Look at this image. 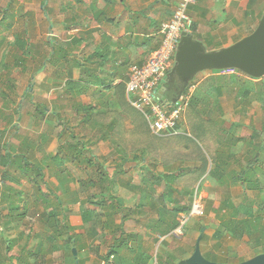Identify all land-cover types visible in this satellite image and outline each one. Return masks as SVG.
I'll return each mask as SVG.
<instances>
[{
	"label": "crops",
	"instance_id": "0c3cea01",
	"mask_svg": "<svg viewBox=\"0 0 264 264\" xmlns=\"http://www.w3.org/2000/svg\"><path fill=\"white\" fill-rule=\"evenodd\" d=\"M70 1L64 7L71 10L70 14L60 20L59 47L51 48V52L47 50L50 58L56 55L55 62L43 65L33 85L34 98L43 93L44 101H37L47 106L48 114L38 120L35 110L29 114L23 125L28 130V144H24L25 137L10 142L15 150L45 152L42 159L31 160L46 164V168L55 167V156L63 146L83 144L96 159L92 173L99 165L114 173L115 167L124 164L125 172L120 173L111 193L122 203L123 212L130 216L125 218V238H122L132 237L136 246L132 250L123 243L121 258L116 254L109 257V252L97 251L105 243L102 239L110 235L105 234L108 229L100 228L96 234H91L89 228L76 229V238L80 241L77 253L83 257L59 250L55 253L61 259L57 261L49 254V263L77 264L88 260L87 264H127V258H141L144 253L148 258L141 260L149 264L154 261L155 252L162 255L165 264H178L194 253L197 244L207 259L216 262L241 263L264 253V76L254 77L243 72L223 75L216 70L199 72L188 82H195L197 89L175 134L156 136L148 125L146 129L153 136L146 137L145 127L135 132L136 126L127 121L123 90L125 93L131 65L145 63L161 44L160 26L173 15L178 0ZM73 6H77L76 12H72ZM263 14L264 0H197L190 8L193 36L207 50L221 49L251 34ZM205 27L207 31L203 32L201 29ZM248 30L252 31L247 33ZM236 36L239 37L234 40ZM72 84L74 90H71ZM175 95L174 91L169 99ZM51 103L53 107L49 106ZM122 103L123 107L118 106ZM21 118L20 113L17 119ZM15 122L8 126V129L17 128L11 130L12 135L24 134ZM41 122L43 127L37 131ZM4 127V123L0 124V130ZM132 134L145 136L146 144L139 146L136 142L139 137ZM137 145L139 148L133 151ZM142 148L139 159L126 163L120 159L121 150H127L133 158ZM109 156L113 158L107 159ZM159 162L161 172L155 169ZM148 164L152 167L148 171L151 174L145 171ZM175 170L189 174L177 183L162 178L163 174L171 176ZM54 176L57 181L45 177L46 181L55 184L52 187L58 186V195L65 198L64 191L72 189L68 184L63 187L59 177ZM99 186L95 200L101 202L99 198L107 188ZM50 188L44 190L50 193ZM161 198L172 200L171 206L164 204L169 214L177 208L178 199L203 200L207 218L194 222L183 239L175 235L170 239L167 234L169 227L171 232L175 228L174 217L164 222V228L159 222L151 228L144 223L127 224L132 221L131 216L136 218L135 213L141 216L146 212L149 204L160 215L163 202L151 204V199ZM75 204L83 206L79 202ZM86 207L99 210V206L91 203ZM120 215L124 216L121 211L115 216L116 225L123 222L116 219ZM247 221L252 226L242 227ZM111 234H114L113 243L122 239L118 230ZM91 248L96 249L94 254L90 253ZM156 261L154 264H158Z\"/></svg>",
	"mask_w": 264,
	"mask_h": 264
},
{
	"label": "trees",
	"instance_id": "16d2710c",
	"mask_svg": "<svg viewBox=\"0 0 264 264\" xmlns=\"http://www.w3.org/2000/svg\"><path fill=\"white\" fill-rule=\"evenodd\" d=\"M44 6V5H43ZM8 8V7H7ZM8 11V9L6 10ZM7 16V13L5 14ZM5 16H0V27L2 26L4 28V20ZM13 17V16H12ZM11 27V24L10 26ZM192 27V34L193 33ZM2 31V30H1ZM1 43V42H0ZM2 44H0L1 46ZM21 46V50H23L21 55H18L17 53L14 54L13 58L16 63L19 62V64L24 65L26 62V59L28 58L29 49L28 47H23L22 44H18L16 49H19ZM38 54V53H37ZM5 55H3L0 58V61L2 63V66L0 67H7V58H4ZM35 57V55H33ZM22 60V62H20ZM24 68H26L24 66ZM12 77L7 78L8 84L12 87L13 90H15V86L13 83H11ZM71 90H74L75 87L72 84ZM0 96L3 99L8 98L9 94L6 89H0ZM29 92V91H28ZM27 92V93H28ZM169 91L166 92V97ZM123 94L126 96L123 97V103L125 105V108L127 110V107H130L129 113L135 114V122L137 123L138 127L136 126L135 132H137L140 127H145L144 134L146 137H149L152 134H149L146 128H148V121L145 117L144 113L141 112L139 109H137L128 99L127 96V89ZM122 103V104H123ZM36 105L35 111L37 114H39V117H42L44 119V110H46V106L42 103V105ZM20 106V102L18 104ZM11 111H6L5 116H3V122L5 126L7 127L11 124H13L16 119L15 116H20V111L18 110V107H13L10 109ZM91 111V110H89ZM138 120L142 121L139 122ZM4 128V130H0V135L2 134V137H0V201L2 204V208H0V233L3 237V240H0V264H51L47 260V255L54 253L59 250H63L69 253L70 246L77 247V252H79V248L77 245L78 239L76 238L77 233L76 229L77 226H75L70 220H69V210L71 209L68 207V203H74L79 202L83 204L81 212L79 213L81 224L78 225L81 228H89L91 234H96L98 229L102 228V231L105 229H108L110 233H114L115 231H120V239L124 234L123 226L125 222V218L127 215L122 216V224L116 225L115 224V216L117 215V212L121 211L123 212V205L120 202V200H117L116 196H114L111 193V188L116 186V182L118 180V176L120 177L122 173L125 172L124 164H119L114 169L113 175L110 174L109 169L105 168L104 166H97L95 170L89 172V169L93 167V164L95 162V158L93 156V153L86 147L85 144L77 146V145H67L63 146L60 151L56 154L55 159V167L48 166L46 170L41 167V165L38 162H33L29 159V156H27V152L25 149L21 150L20 152H12L9 151L8 148V141L5 139V133L8 128ZM14 127V126H13ZM152 132V131H151ZM134 135V134H132ZM139 137L137 144L140 146V144L145 145L146 144V137L143 135H134ZM153 136V135H152ZM1 138L3 139V144L1 142ZM23 138V137H22ZM26 143L28 144L30 141L27 138H23ZM145 139V140H144ZM7 144V145H4ZM133 146V151L137 150L139 147ZM26 146V145H25ZM142 149H139L137 153L134 154L133 158H130L128 156L127 150H121L120 159L123 160L125 163L127 161H132L134 159H139V155L142 152ZM60 158H62V161H59ZM70 160L72 163L67 164V161ZM63 164V166L61 165ZM83 164V165H82ZM77 167V168H76ZM54 168H57L56 171L52 172ZM46 171H51L53 175H57L60 179V183L65 187L67 184L73 182L77 187L74 192H70L69 190L64 191L65 195L68 199L63 198V196L58 195L59 189L58 186L52 187L51 183H48L46 181V176L49 175L46 174ZM79 171L83 172H89L86 178H83L79 175ZM51 173V174H52ZM121 173V174H120ZM50 174V175H51ZM17 176H23L24 178H28L30 182L34 184V191H35V199L33 200L32 205L29 206V200L23 196L22 190H16L14 187L9 185V182L13 183H21V178ZM44 185H47L48 187H51L49 190L50 193L46 192L44 190ZM99 185H103L106 187V194L102 192L103 196L105 195V198H108V201L104 202H98L95 199L98 197L97 193L89 194L91 190L97 191L96 187H100ZM63 192V193H64ZM108 196V197H107ZM21 202H25L24 205L21 204ZM91 203L96 206H99V210L95 208H87L86 204ZM193 201H191V204L189 206H179L175 208V212L177 215L179 212H184L187 215L190 214V209L192 206ZM65 205L67 209L65 208ZM7 209V214L4 213V210ZM124 214V213H123ZM173 214V215H174ZM172 215V214H171ZM182 215V214H181ZM178 218V222L176 221L175 226H178L180 223ZM190 219V218H189ZM188 219V221H189ZM161 220L164 222L163 218L161 217ZM187 221V223H188ZM168 222V221H167ZM186 223V224H187ZM40 224L42 227V232L44 236H42L41 239L38 241H33V250H30L28 252V247L32 245L31 243L25 244L22 247L21 253H14L12 254V250L14 245L19 243V239L22 236H5V233H7L8 230H19L23 226H29L31 229L34 225ZM115 228V229H114ZM52 232V234L50 233ZM21 235H24V233H21ZM66 237L64 238V236ZM55 238V239H54ZM22 239V238H21ZM119 239V238H118ZM116 239L114 245H112V248H110L108 256H115V245L116 242H119V240ZM123 239V238H122ZM127 241L126 239H124ZM46 241H50L52 244L49 250H47L46 247ZM126 243V242H125ZM16 246V245H15ZM73 254V251L71 249V255ZM78 259V257H76ZM143 261V260H142ZM80 262V261H79ZM56 264V263H53ZM57 264H64L62 262ZM79 264V263H77ZM108 264V263H107Z\"/></svg>",
	"mask_w": 264,
	"mask_h": 264
},
{
	"label": "rangeland",
	"instance_id": "374dc122",
	"mask_svg": "<svg viewBox=\"0 0 264 264\" xmlns=\"http://www.w3.org/2000/svg\"><path fill=\"white\" fill-rule=\"evenodd\" d=\"M69 2H71V1L70 0H0V16L1 17L5 16V14L7 13V16H5V20H4V28L2 26L0 27V42H1L0 44H2L0 46V58L3 55H5L4 58H7L6 60H7V64H8L7 67H0V89H6L8 91V94H9L8 98H6V99H3L0 96V120H2L0 122V124L2 125L4 123L3 122L4 121L3 116H5L6 111L10 112L11 111L10 109H12L13 107H15V108L18 107V110L22 114V118H21V120H18L17 119L18 115H16L15 116V119H16L15 123L18 122V125H19L18 130L20 132H22V131L24 132V134L21 133V134H19V136L18 135L13 136L12 134L14 132L11 130H16L17 128H15V126L9 127L10 130H7L5 135H4L6 141L9 142L8 145L7 144H4V145L8 146V148L10 149L9 151H12V152H16V151L20 152L21 151V150H15L14 148H12V143L10 141H15V139L16 138L18 139L19 137H20V140H22V137H25V138L27 137L26 133H28L27 132L28 130L23 127V125L25 124L24 122H26V119L29 116V114L34 112V110H35L34 103L36 105H38V103H40V102H38L37 100L44 101L42 92L39 94V96H37L39 99L37 97L34 98L33 85L35 84V82H37L38 72L40 71V73H41L43 65L46 63H54L55 62L56 55H53V57L50 58L47 50H49L51 52V50H52L51 48H54L56 50L59 47V45H58V42H59L58 38L59 37L58 36H59L60 28H61L60 20H61V18L64 19L65 16H68L70 14L71 10H65L64 9V7L67 4H69ZM73 7L74 8H72V12L73 11L76 12L77 6H73ZM7 9H8V11H6ZM10 24H11V27H9ZM201 30L203 32H205V31H207V28L205 27V30L203 28ZM250 31H252V30H248L247 33H250ZM222 33L223 32L220 31L221 36L223 35ZM238 37L239 36H236V38H234V40L237 39ZM222 38H223V36H222ZM229 42H230V40H229ZM18 44H22L23 47H28V49H29L28 58L26 59V62L24 65L19 64V62L16 63L14 61V58H13L14 54L17 53L18 55H21L23 52V50H21V46L19 49L15 48L18 46ZM55 53L57 54V52H55ZM33 55H35V57H33ZM20 62H22V60H20ZM0 66H2L1 61H0ZM24 66L26 68H24ZM39 68H41V69H39ZM216 71L219 72V70H216ZM8 77H12L11 83L14 84L15 90H13L12 87L8 84V82H7ZM170 85H171L170 87L177 90V88H179L181 86V83H174L173 81H171ZM174 89H170V92H168V94H167L168 97H173L174 91H176ZM37 93H38V91H37ZM19 102H20V106H18ZM39 105H42V103H40ZM53 105H54V103H51L49 106L53 107ZM42 106H46V105H42ZM118 106L123 107V104L118 105ZM129 109H130L129 106L127 107V110H126V108H124V110L127 113V121L131 122V124H133V126L138 127L137 123L135 122V117H134L135 114H133V112L129 113L128 112V111H130ZM48 110L49 109L46 106V110H44L43 115H45V114L47 115ZM38 117H39V114H37L36 120H38ZM138 121L142 122L140 120H138ZM6 127H7V125L4 128H6ZM42 127H43V122H41V124H39L37 126L36 130L41 131ZM1 129H3V127ZM0 137H2V134L0 135ZM28 137L31 138V136H28ZM127 138H128V136H127ZM16 141H18V140H16ZM1 142H2V144L4 142L2 138H1ZM38 143L40 144V141ZM104 150H102V151H104ZM26 152L28 153L27 156H29L30 160L31 159L33 160L34 158L35 159L37 158V160L40 158L42 159L44 157V153H45V152L38 150V149L27 150ZM96 157H98V156H96ZM111 158H113V156H109V158L107 157V159H111ZM59 161H62V158H60V160H58V162ZM71 163L72 162L70 160L67 161L68 165ZM39 164L41 165L42 168H44V170H46V166H45L46 164H43V163H39ZM150 167H151L150 164H148L145 168V171H147V173H149V174H151L150 172H148ZM92 169H94V167L89 169V172H91ZM155 169H157L161 172V170L163 169L162 164L159 162V165ZM155 169L152 172H154ZM109 172H110V174L113 173L112 169L109 170ZM88 173L83 172V171H79V175L81 177L83 176V178H86ZM170 174H171V176H169L168 174L167 175L163 174L162 178L165 181H173L174 183H177L178 181L179 182L184 181V178L187 177L189 173L186 171H180L178 173V171L175 170V171H172ZM51 175L53 177L52 176L50 177V174H49V176L47 175L49 177L50 181H54V182L57 181L56 180L57 177H55L53 175V173ZM17 177L22 179L20 184L19 183H13V182H9L8 184L11 185L12 187H14L16 190H22L24 193L23 196L29 200V206H30V204H31V206H33L31 202H33V200L35 199V191H34L35 186H34V184L32 182H30L28 180V178H24L23 176H17ZM48 177H46V178H48ZM224 178H227V176L224 175ZM181 183L183 184V182H181ZM43 186H44V189H46L48 187L47 185H44V184H43ZM68 186L72 189L71 192H74L76 187H77L73 182L71 185H68ZM186 187H188V186H186ZM94 192H96V191L91 190L89 192V194H93ZM106 193L107 192L105 191L104 194H106ZM108 199H109V197L105 198V195L99 198V200H102L101 202L108 201ZM171 201L172 200H169L168 198H163V199L161 198V199H157V200L151 199V204H155V203L161 204V202H163V208L164 209H162V213L160 215L157 214V211L155 210V208L150 206V204H149L146 212L141 214V216L139 215V213L138 214L135 213L136 218H134V216H131L132 221H129L127 224H130L133 226V224L144 223L143 225H147L148 228H151V226H155L152 224H154V223L157 224L159 222V226H163V228H164L165 227L164 222L171 221V218H173V217L176 218L177 222H178V218L182 217L181 214H178V215L176 213L174 214L173 211H175V210H171V209H170L172 211L171 214H174V215L166 213L168 211V209L166 210L167 207L166 206L164 207V204L168 205L170 203V206H171L172 205ZM177 201L179 203V204H177V207H179L181 205L182 206H189L191 204L192 200L190 201L189 199H178ZM201 201L203 202V200H201ZM75 203L76 202L68 203V207L71 208V209H68L69 210V220L75 226H77L78 231H81L82 228L79 227L78 225L81 224V219L79 216V213H80L79 209H82V206H79V204L76 205ZM172 203H175V201ZM21 204L24 205L25 202H21ZM0 208H2L1 201H0ZM65 208L67 209L66 205H65ZM4 213L5 214L8 213L7 209L4 210ZM122 213H124V215H127V212H122ZM182 214L185 216H189L186 213H182ZM139 216H140V219H139ZM161 216H162L164 222L162 220L159 221V218ZM219 216L220 215H218L217 217H219ZM127 217H130V216L127 215ZM122 218L123 217L120 215V216H117L116 219L121 220ZM206 218H207V216L205 217L204 211L200 215L191 216L190 220L188 221V223L184 227V229H185L184 234L182 236H180V238L183 239L184 236L189 233V232L186 233V231L189 230V227L194 222H198L199 219L205 220ZM127 224H126V226H127ZM244 226L245 227H251L252 222L247 221V222H245V224L242 225V227H244ZM160 229L161 228L158 227V230H160ZM169 229H170V227H169ZM169 229L167 231L168 232L167 234L170 236V239H174L175 236L172 235L174 233V230L171 232V230H169ZM0 230H1V228H0ZM196 230L197 229H195V231ZM42 232H44V231H42V227L40 224L34 225L31 229L27 225L25 227L23 226L21 229L16 230V231L8 230L7 233H5V236H9V237L10 236L14 237V236H19V235L22 236L21 237L22 239L21 238L19 239L20 242L18 244L16 243L15 244L16 246L14 245V247H13L12 254H14V253H21L22 247L25 244H28L31 242H32V245H31V247L30 246L28 247V249H29L28 252L30 250H33V248H34L33 243L35 241H38L39 239H41L42 236H44ZM21 233H24V235H21ZM50 233L52 234L51 231H50ZM105 234L106 235L110 234V235H107L106 239L101 238L103 240V242H105V243H103V245L101 247H99V249L97 250V251L101 250L102 253H104V254L109 252L110 248H112V243H113L112 241L114 238V234H111L110 232H108V230L105 232ZM115 236H116V234H115ZM127 236H134V234L127 233ZM142 236H144V235H142ZM65 237H66V235L64 236V238ZM145 237H147V236H145ZM0 240H3L1 233H0ZM122 240H124V239H121V240H119V242H116V245L114 247V249L116 251L115 254L117 255L118 258H121V255L123 252V246L122 245H123V243H125V241H123L121 243ZM79 243H80V241L78 240L77 244H79ZM45 244L47 245L45 248L47 250H49L50 246H51L50 241H46ZM126 244H127V246H125L126 248L130 247V248H132V250L135 249L136 244L134 241H132V237L127 238ZM76 248L77 247L70 246V248H68L69 253L71 254V249L73 250V253H75L74 249H76ZM76 252H77V250H76ZM93 252H96L95 248L90 249V253L94 254ZM180 252H182V250H180V248H179L178 255L181 256ZM51 254L54 256L55 260L57 259V261H59L61 259V258L56 257L58 255H56L55 252L51 253ZM77 256L80 258L83 257V256L78 255V253H77ZM207 257L210 258L209 256H207ZM141 258H148V255L143 253ZM141 258L140 257L135 258V259L127 258V264L129 262H132L133 264H143ZM153 258H154V261L152 259L153 262L151 263V261H150L151 264H154L156 259H157L156 262H158V264H165V262H163V260H162L161 254L157 255V253L155 254V252H154ZM57 261H56V264L58 263ZM87 263H88V260L80 262L79 264H87ZM90 264H97V263L93 262Z\"/></svg>",
	"mask_w": 264,
	"mask_h": 264
},
{
	"label": "built area",
	"instance_id": "2783aa9c",
	"mask_svg": "<svg viewBox=\"0 0 264 264\" xmlns=\"http://www.w3.org/2000/svg\"><path fill=\"white\" fill-rule=\"evenodd\" d=\"M196 2L197 0L177 1L173 15L160 26L162 41L159 47L145 63L132 64L128 73L126 85L128 99L144 113L152 133L156 136L166 137L175 134L197 88V84L191 82L172 100L166 97L167 76L173 68L183 32L192 31L193 18L189 8ZM232 72L233 69L222 71ZM203 211V202L195 199L189 216L200 215ZM189 216L182 215L179 219L180 223L173 233L176 237L184 234Z\"/></svg>",
	"mask_w": 264,
	"mask_h": 264
},
{
	"label": "water",
	"instance_id": "95a60500",
	"mask_svg": "<svg viewBox=\"0 0 264 264\" xmlns=\"http://www.w3.org/2000/svg\"><path fill=\"white\" fill-rule=\"evenodd\" d=\"M236 68L254 77L264 76V14L256 27L249 35L238 42L217 50H207L201 40L195 39L193 34L184 31L178 45L175 63L167 76V91L174 89L170 82L181 83L176 94L187 86L196 74L204 70H220ZM77 254L76 249H74ZM111 264V263H108ZM178 264H234L216 262L207 259L199 244L194 253ZM235 264H264V253L250 260Z\"/></svg>",
	"mask_w": 264,
	"mask_h": 264
},
{
	"label": "clouds",
	"instance_id": "9594fccd",
	"mask_svg": "<svg viewBox=\"0 0 264 264\" xmlns=\"http://www.w3.org/2000/svg\"><path fill=\"white\" fill-rule=\"evenodd\" d=\"M195 4H196V3H195ZM193 5H194V4H193ZM193 5H192V6H193ZM192 6H191V7H192ZM191 7H190V8H191ZM190 8H189V13H190ZM192 18H193V17H192ZM193 26H194V19H193ZM190 33H192V31H191ZM174 63H175V61H174ZM173 66H174V65H173ZM226 69H233L234 72H232V73H222V71H223V70H226ZM219 72H220L221 74H223V75L236 74V72H241V73H242V71H240L239 69H236V68H225V69H220ZM243 73H244V72H243ZM187 85H188V84H187ZM196 89H197V88H196ZM175 96H176V95H175ZM175 96H174V97H175ZM175 228H176V227H175ZM173 235H174V234H173Z\"/></svg>",
	"mask_w": 264,
	"mask_h": 264
}]
</instances>
